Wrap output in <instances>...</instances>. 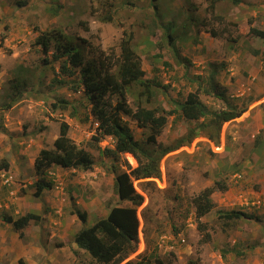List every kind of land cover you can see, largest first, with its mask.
Returning a JSON list of instances; mask_svg holds the SVG:
<instances>
[{
    "label": "rangeland",
    "instance_id": "rangeland-1",
    "mask_svg": "<svg viewBox=\"0 0 264 264\" xmlns=\"http://www.w3.org/2000/svg\"><path fill=\"white\" fill-rule=\"evenodd\" d=\"M22 1L26 4L18 3ZM243 1L236 5L224 0L213 13L207 9L209 0H0V104L17 94L16 77L29 78L28 86L20 88L21 97L9 109L0 108V163L7 160L13 168L21 163L23 168L22 175L18 179L13 175L10 184L4 182V170L0 171V182L13 191L6 203L0 201L1 228L7 229L4 216L13 214V207H19L20 213L14 214L18 217L30 211L40 214L42 219L31 221L27 229L38 244L30 251L35 256L61 240L65 231L72 234L83 227L76 224L80 220L73 214L75 209L88 210L91 224L119 201L115 174L138 164L115 151V142L108 137L95 138L99 136L97 122L89 113L82 88L73 82L80 75L76 73V79L65 76L61 63L53 61V49L45 65V54L35 41L40 32L59 29L81 43L90 57L95 54L110 63L119 58L122 40L133 32L132 45L142 59L144 78L155 91L147 101L138 95L141 87L134 85L127 101L134 109L141 104L166 112L168 123L157 136L159 141L171 144L192 128L198 129L201 121L186 120L178 103L199 86L206 88L213 70L216 80L228 88L230 100L246 110L223 124L218 145L200 132L195 145L186 148V144L163 157L159 178H133L144 202L138 209L139 246L127 257L130 264H186L189 260L264 264V127H260L264 121L259 119V112L264 114V40L249 32L252 26L264 29V0H248L254 5L249 9L243 5L248 1ZM109 9H114L112 21L104 19ZM220 14L231 31L212 37L205 30L225 26L216 18ZM192 15L207 26H192ZM168 20L174 23L170 29L176 37L174 46L168 42ZM112 68L115 72L117 65ZM201 98L210 107L226 106L204 91ZM121 117L137 139L146 140L151 134L129 115L122 113ZM62 121L70 125L69 136L93 155L95 166L84 171L52 165L44 175L51 186L36 196V155L41 148L53 147ZM217 184L225 189L214 190V207L197 219L193 199ZM231 210L252 217H220ZM8 233H2L1 243ZM27 239L25 235L24 244L17 246L18 255L24 254ZM4 245L0 254L10 257L11 244ZM79 252L73 264L90 258L84 250ZM42 254L32 264H52L39 261Z\"/></svg>",
    "mask_w": 264,
    "mask_h": 264
},
{
    "label": "trees",
    "instance_id": "trees-1",
    "mask_svg": "<svg viewBox=\"0 0 264 264\" xmlns=\"http://www.w3.org/2000/svg\"><path fill=\"white\" fill-rule=\"evenodd\" d=\"M223 1L209 0L207 9L214 13ZM231 1L237 5L241 0ZM18 3L26 4L25 1ZM154 9L157 10L156 4H154ZM113 10L109 9L105 20H113ZM216 18L219 22H225L224 14L216 15ZM191 22L192 26L200 24L203 28L207 26V23L198 16L192 15ZM232 23L237 25V22ZM173 24L171 20H168L166 29L168 42L174 46L176 37L170 30ZM226 24L225 22V26L220 30L212 27L206 28L205 31L212 37H217L231 31ZM249 32L264 40V29L252 26ZM132 40L133 32L122 40L119 58L114 62L110 60V63L106 58L95 54L90 57L81 43L67 37L59 29L42 31L35 41L45 54L43 60L45 65L49 63V53L53 49V61L61 63V72L65 76H75L73 79H76L77 75H80V81L73 80V82H78L77 88H82L83 98L90 105L89 113L97 122L99 136H95V138L100 140L103 136H112L115 142V151L125 153L133 165L138 164L130 171L122 170L115 174L114 186L119 201L115 205H111L106 216L97 218L93 220L94 223L88 224V211H82L80 208L73 211L83 227L70 237L69 242L76 243L78 248L84 250L90 257L85 263L79 260V264H120L130 254L136 252L140 241L138 209L144 202V196L136 191L133 178L137 180L159 178L163 157L186 144L190 145L200 132L218 145L223 124L242 115L246 110L230 100L227 94L228 88L216 80V71L213 70L206 88L201 90L202 86H199L197 90L189 92L187 97L178 103L180 112L186 120L201 121L197 126L198 129L192 128L186 135H182L171 144L159 141L157 136L163 132L168 123L166 112L159 108H147L141 104L134 109L127 101V94L132 91L134 85L141 87L138 95L146 96L147 101L155 91L151 81L144 78L146 71L143 69L141 57L132 45ZM83 41L87 40L83 39ZM113 65H117L115 72L112 68ZM76 73L77 75H75ZM13 83L17 94L15 93L12 100L4 105L0 104V108L9 109L14 101L21 97L20 88L28 86L29 78L16 77ZM201 91L220 99L226 106L221 109L210 107L201 98ZM62 102L68 104L64 99ZM53 105L57 107L56 104ZM122 113L135 119L140 127L151 130V134L146 140L142 141L134 136L130 127L122 119ZM69 127L68 122L62 121L59 135L54 140L53 147L42 148L35 159V172L38 177L36 196L41 195L45 189L51 186L44 175L52 165L84 171H90L95 166L93 155L85 148L80 147L69 136ZM105 147L108 149L107 146ZM0 167L8 169L9 162L2 160ZM216 188L225 189L219 184L209 186L193 199L197 219L206 215L214 207L211 194ZM74 197L71 198L74 199ZM121 202H127V204L123 205ZM220 217L232 220L241 217L251 218L252 215L240 210H231L221 213ZM41 219L40 214L31 211L17 218L10 214L4 216V220L19 231L20 237L24 236L23 230L29 226L31 221ZM200 227L204 228L205 226L201 224ZM207 237L209 239L210 234H207ZM204 241H207V238H204ZM58 245L62 246L63 244L59 241ZM73 252L76 255L80 253L76 249H73ZM130 263L132 262L129 260L126 264ZM186 264H199V261L189 260Z\"/></svg>",
    "mask_w": 264,
    "mask_h": 264
},
{
    "label": "crops",
    "instance_id": "crops-1",
    "mask_svg": "<svg viewBox=\"0 0 264 264\" xmlns=\"http://www.w3.org/2000/svg\"><path fill=\"white\" fill-rule=\"evenodd\" d=\"M240 2L242 3V2H245V1L241 0ZM243 5H244V7L248 8V9H249V7H254V5L251 4L249 1H248V4L243 3ZM263 115L264 114L262 113V111L259 112V119L261 120V122L264 121ZM260 125H261L260 126L261 128L264 127V124H260ZM5 126H8V124L5 123ZM38 154H39V152H38ZM38 154L36 155V157L38 156ZM28 165H31V164H28ZM12 168L13 167L10 166V165H9L8 169H4V168L0 167V171L1 172H2V170H4V173H1V175L2 176H8L9 175L11 177L14 175L18 179V177L22 175L21 172H20L21 170L23 171L22 164L19 163V165L17 167L14 165V168L13 169ZM8 189H9V186H7V185L5 186L2 182H0V201H4L6 203V200L11 198V197L8 196V194H10V192L13 193V191H9ZM22 198H26V195L23 196ZM13 208H15V209L13 211V214H11V215H13V217H14L15 213H20V209H19V207H13ZM35 208L36 207L33 206L32 210H35ZM86 211H88V210H86ZM106 212L108 214L109 209H107ZM107 214H104V215L106 216ZM16 217H18V216H15V218ZM88 220H89L88 224H90V222H91L90 215H89V219ZM75 221H76V219H75ZM3 222L6 223L5 220ZM78 222H79L80 225H82L80 221H77L76 224H78ZM30 226L31 225L29 224V226L26 229L23 230L24 231V236L27 235L29 237V239H27V244H25L24 248H23L24 249V254L21 255L19 253V255H18L16 253L17 252V246L19 245L21 247L24 244V242L22 243V239L24 238V236L20 237L19 231L16 230L13 226H10L8 223L5 224V227L7 229H2L1 225H0V236H3L2 233L5 232V231H10L11 232V233H8L7 239H5V237H4V242L3 243L0 242V246L1 247H5L6 246V245H4L5 243L11 244L9 249H8V251H7L8 255L10 257H8V256L5 257L1 253L0 254V264H6L7 261H8L9 264H14L15 260L19 261V264H32V261L37 260L38 256H40L42 254V252H43V254H42L41 259H39V261H44L45 263L50 262L52 264H73L75 262L76 258H75V254L73 252V249L79 250V248L76 245V243H74L73 241L69 242V240H71L70 236L73 235L76 232V229H74L72 234L70 232H66V231L64 232L61 240H59L63 244L62 246L58 245L59 241H57V242H55V244H50L49 249H47L46 251H43V249H42L41 254L32 256L30 254V251H32V250H34L35 248H38V247L36 246L37 243L33 242L30 239L31 236H29V234L27 233V229L30 228ZM25 230H26V232H25ZM52 245L54 246V250L52 249ZM3 253H6V252H3ZM55 254L57 255L56 257H55ZM72 255H73V258L71 259ZM78 261L79 260H77V262ZM128 261H129V258H126L120 264H126Z\"/></svg>",
    "mask_w": 264,
    "mask_h": 264
},
{
    "label": "built area",
    "instance_id": "built-area-1",
    "mask_svg": "<svg viewBox=\"0 0 264 264\" xmlns=\"http://www.w3.org/2000/svg\"><path fill=\"white\" fill-rule=\"evenodd\" d=\"M108 138L112 140V137L111 136H108ZM3 177H4L3 178L4 179V182L6 184H10L12 182V177L11 176H3ZM160 245H162V244L160 243Z\"/></svg>",
    "mask_w": 264,
    "mask_h": 264
},
{
    "label": "clouds",
    "instance_id": "clouds-1",
    "mask_svg": "<svg viewBox=\"0 0 264 264\" xmlns=\"http://www.w3.org/2000/svg\"><path fill=\"white\" fill-rule=\"evenodd\" d=\"M106 137H108V136H106ZM111 137H112V136H111ZM197 138H198V137H196V138L192 141V143H191L190 145H186V146H184V147L189 148L190 146L195 145V141L198 140ZM111 141L114 142V139L112 138Z\"/></svg>",
    "mask_w": 264,
    "mask_h": 264
}]
</instances>
